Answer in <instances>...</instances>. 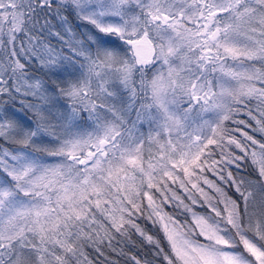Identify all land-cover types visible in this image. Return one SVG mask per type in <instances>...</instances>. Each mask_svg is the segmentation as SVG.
Here are the masks:
<instances>
[{
  "label": "snow or ice",
  "instance_id": "obj_1",
  "mask_svg": "<svg viewBox=\"0 0 264 264\" xmlns=\"http://www.w3.org/2000/svg\"><path fill=\"white\" fill-rule=\"evenodd\" d=\"M121 261L264 264V0H0V264Z\"/></svg>",
  "mask_w": 264,
  "mask_h": 264
},
{
  "label": "trees",
  "instance_id": "obj_2",
  "mask_svg": "<svg viewBox=\"0 0 264 264\" xmlns=\"http://www.w3.org/2000/svg\"><path fill=\"white\" fill-rule=\"evenodd\" d=\"M142 227H145L146 231H149L150 234L155 235L157 238H162L163 234L162 232H159L156 227H153L150 223L141 220ZM162 243L166 245V241L162 240ZM138 247L134 249L132 254L139 253L141 257H143L145 260L151 261L153 259L154 253L152 252V246L145 244H140L139 240H137ZM121 264H123V261H121Z\"/></svg>",
  "mask_w": 264,
  "mask_h": 264
}]
</instances>
